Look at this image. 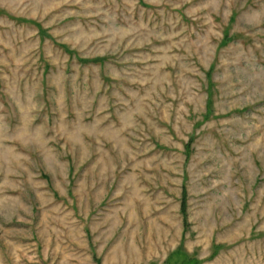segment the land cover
<instances>
[{
  "label": "rangeland",
  "instance_id": "rangeland-1",
  "mask_svg": "<svg viewBox=\"0 0 264 264\" xmlns=\"http://www.w3.org/2000/svg\"><path fill=\"white\" fill-rule=\"evenodd\" d=\"M0 264H264V0H0Z\"/></svg>",
  "mask_w": 264,
  "mask_h": 264
},
{
  "label": "trees",
  "instance_id": "trees-1",
  "mask_svg": "<svg viewBox=\"0 0 264 264\" xmlns=\"http://www.w3.org/2000/svg\"><path fill=\"white\" fill-rule=\"evenodd\" d=\"M184 203H185V200H184V202H183V207L185 206V204H184ZM184 214H185V213H184Z\"/></svg>",
  "mask_w": 264,
  "mask_h": 264
}]
</instances>
